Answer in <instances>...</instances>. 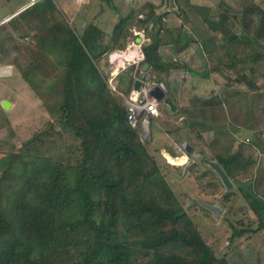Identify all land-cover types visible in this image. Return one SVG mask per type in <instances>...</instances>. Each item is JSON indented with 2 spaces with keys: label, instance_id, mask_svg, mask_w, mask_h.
<instances>
[{
  "label": "trees",
  "instance_id": "1",
  "mask_svg": "<svg viewBox=\"0 0 264 264\" xmlns=\"http://www.w3.org/2000/svg\"><path fill=\"white\" fill-rule=\"evenodd\" d=\"M232 3L221 1L213 19L209 5L186 1L177 8L182 19L177 27L164 21L166 12L155 13L156 7L148 4L142 19L137 18L139 11L118 16L108 32L95 18L72 25L54 0H36L0 25L1 47L12 57L6 63L17 68L47 115L44 125L17 149L0 150V264H233L201 234L166 178V170L176 166L160 162L149 151L139 124L129 123L124 99L111 90L103 70L108 54L124 49L134 20L144 26L147 38L141 47L143 59L121 69L117 80L124 74L133 84L147 62L145 75L164 83L163 73L189 65L165 60L159 48L171 44L179 53L189 40L201 41L207 54L211 46L218 51L211 71L224 74L220 66L235 71L238 64L263 63L264 6L255 0ZM186 8L196 17L191 19ZM239 42L249 49L237 51L233 45ZM249 71L255 69L250 66ZM225 78L227 86L243 81L249 89L257 88L242 71ZM170 94L168 90L166 96ZM223 103L221 94L201 98L192 93L187 105L174 104L185 120L192 119L189 129H195L196 114ZM188 143L190 158L195 144ZM232 147L231 141L208 157L221 166L232 188L218 202L201 196L221 209L220 216L232 228L230 241L264 228V200L253 187L241 196L257 225L238 228L227 215L230 208L224 203L234 182L241 190L239 176L254 163L242 146L235 151ZM170 153L176 156L174 150ZM200 154L201 159L185 166L182 178H193L205 194L225 189L204 162L203 151ZM201 165L206 170L201 171ZM205 177L211 180L203 184ZM198 205L194 200L193 209Z\"/></svg>",
  "mask_w": 264,
  "mask_h": 264
},
{
  "label": "rangeland",
  "instance_id": "2",
  "mask_svg": "<svg viewBox=\"0 0 264 264\" xmlns=\"http://www.w3.org/2000/svg\"><path fill=\"white\" fill-rule=\"evenodd\" d=\"M54 1L63 11L65 18L70 24L80 26L78 21H80V24L82 23L79 18H85L86 21L95 18V24L104 25L106 27L105 30L108 32L118 19V16L139 11L137 18L142 19L149 10L148 4L158 7V13L166 12V23L174 27L179 26L182 20L177 14V8L180 5L183 7L186 1L199 5L208 4L211 7V17L213 19H216L219 14L221 1L233 5V0H88L82 5H78L75 0ZM255 1L264 6V0ZM24 3L25 5H30L28 0H0V21H6L13 15L12 12ZM185 10L191 19L196 17L191 9L186 8ZM140 14L142 17L139 16ZM134 23L137 30L144 31V26L136 24V20H134ZM146 25L148 29L151 27L149 22ZM190 26V24H186L187 28ZM133 29L132 27V35ZM236 30L239 32L238 27ZM132 35L129 37H132ZM233 47L241 52L249 49L248 45L243 42L236 43ZM4 48L1 47L0 43L1 64L7 62L5 60H9L11 57V54ZM214 49L211 46L210 54L205 52L206 55L204 54L201 61L195 62L194 60H188L190 58L185 59L193 71L202 72L200 76L193 75V79H190V74L188 75L183 70H179L165 72L162 78L172 91L170 96L177 106H180V104L187 105L188 96L192 93L201 98L221 94L224 98V103L213 108H205L203 112L196 114L194 117L196 121L195 129H189L188 124L192 119L188 118L185 120L186 116L181 115V113L178 114L177 110L171 112L168 106L161 101L159 102L160 114L150 119L148 124L150 137L145 139V141L149 151L155 154L160 162H163L162 160L164 159V162L176 166V168L166 170V178L178 198L190 209L192 220L201 234L210 245L217 248V253L225 252L233 264H264V228L256 233L249 234L248 237L246 235L230 241L229 236L232 233V228L228 225V220L223 219L220 216L221 213L219 216H215L209 212L202 204L207 203L208 200L201 197L212 196L214 199L216 198L217 202L221 201L222 194L226 191V188L220 187L210 194H205L201 190L200 185L198 186L194 182L193 178L188 181L181 176L185 166L199 159L200 151H203V155L206 156L205 160L222 150L231 141L233 142V151L237 150L238 146H242L246 155L252 156L254 163L246 175L239 176L241 179V184L239 183V185H242L241 190L237 189L238 182H234L231 198L224 203V206L225 209L229 210L230 208L227 215L235 227L240 228L248 225L255 227L257 225L255 214L242 199L241 195L253 187L256 194L264 200V62L238 64V70L236 69L235 71H230L220 66L221 71L224 72L222 74L210 69V66L217 62L215 54L218 51ZM213 52L215 53L213 54ZM118 63L122 64L119 61ZM207 64L209 67L205 69L206 75L205 72L203 73V68H206ZM115 66L112 65L114 68ZM250 66L255 69L254 73L249 71ZM112 67L110 68L109 65L103 67L108 77V72L113 69ZM241 71L254 81L257 87L255 90L249 89L248 85L243 81L235 82L229 86L226 85V76L235 78ZM183 75H188V78H183ZM118 80L120 81L118 85L119 91L129 96L132 83H129V79L124 74H121ZM0 83L8 87L12 84L16 90H12V94L9 97L14 100L17 97V105L13 109L12 114L10 113L8 117L6 115L7 120L4 119L2 112V115H0V150L17 149L23 139L44 125L47 115L42 108L40 100L19 76L16 67H14L13 77H0ZM9 122L14 123V126L10 125ZM198 131L201 132V138L197 136ZM188 140L195 144V150L190 155V158L187 155L188 158H185L187 160L186 163H184L183 157L174 158V156H170V150L174 149L175 143H188ZM157 149L159 153H156ZM199 167L201 171L206 170L204 165ZM202 180L204 184L211 178L205 177ZM191 199L199 202V205L194 209L192 206L194 200Z\"/></svg>",
  "mask_w": 264,
  "mask_h": 264
},
{
  "label": "built area",
  "instance_id": "3",
  "mask_svg": "<svg viewBox=\"0 0 264 264\" xmlns=\"http://www.w3.org/2000/svg\"><path fill=\"white\" fill-rule=\"evenodd\" d=\"M28 1L29 4H31L36 0ZM87 1L88 0H75L78 5H82ZM6 21L1 20L0 25ZM137 38H139V41H137ZM146 42L147 38L145 36L144 31L133 29V35L125 41L124 49L111 52L110 54H108L107 57V62L110 68L112 67V65H116L115 68L112 67L113 69L108 72L109 87L112 91H114L124 99L125 106L128 111L127 119L132 126H137L139 124V136L142 140H145L150 137V133L148 131V124L150 119L153 117H157L160 114L159 102L156 100L155 97L150 96L151 90L154 88V86L158 85L159 83L148 78L144 73V75L140 77L141 86L139 90L136 91L132 87L128 96L117 89L118 80L116 77L121 69H125L130 64H138V62L143 58L141 47ZM131 50H136L138 55L134 57H129L128 54ZM119 58L123 60L122 64L118 63ZM11 71V65L1 66L0 76H9L11 75ZM137 78H139V75L135 79ZM173 150L176 154L174 158L183 157L184 163H186V159L188 158V156L185 152L184 146L181 143H175Z\"/></svg>",
  "mask_w": 264,
  "mask_h": 264
},
{
  "label": "crops",
  "instance_id": "4",
  "mask_svg": "<svg viewBox=\"0 0 264 264\" xmlns=\"http://www.w3.org/2000/svg\"><path fill=\"white\" fill-rule=\"evenodd\" d=\"M27 6L28 5H25V3L24 4H21L19 7H17V10H15L13 12H17V11L20 12L21 10L25 9ZM158 10H159L158 7H156L155 8V13H158ZM13 12H12V14H14ZM210 14H212V11L210 12ZM139 16L142 17L141 14ZM4 17H6V16H4ZM4 17H2V18H4ZM79 19L81 20L82 25H85L88 21H90V20L86 21L85 18H79ZM94 21H96V20H94ZM164 21L166 22V18H164ZM78 25H81L80 24V21H78ZM167 25L170 26L168 23H167ZM171 26H173V25H171ZM133 28L135 30H137L135 27H133ZM189 41L190 42L187 45V47L183 48L179 53H175L174 47L171 44L162 45L159 48V51H160L161 55L163 56V58L165 60L178 59V60H181L182 61V59H184L183 61L186 62L187 60H185V59L186 58L187 59L190 58L188 60H194L195 62L201 61L203 59L202 57L204 56V54L206 55V53H205L206 51L203 49V47L201 45V41H198V42H193L191 40H189ZM194 51L196 52V54H195ZM129 54H131V57H134V56H137L138 55L136 50L129 51ZM186 63H188V62H186ZM6 65H11V67H12L11 75H9V76H0V77H11V76L13 77V74H14V65H12L10 63H6V62L5 63H2V64L0 63V67L1 66H6ZM208 67H209V65L207 64L206 68L205 67L203 68V73L204 72L206 73V70L205 69H207ZM183 71L186 72L188 75L190 74V76H189L190 79H193V77L196 76V75H199L200 76L201 73H202V72H195V71H193V69L191 68V66H189V69H186V70H183ZM163 74L161 75L162 77H163ZM188 75H183V78L184 77H185V79L188 78ZM206 75H207V73H206ZM19 76H20V74H19ZM166 88H167V90L171 91L168 88V86ZM12 90H16L12 84H11L10 87H8V86H5V84L0 83V115H2L1 114V112H2L3 115H4L3 117L6 120H7L8 115L10 113L12 114L13 109L17 105V102H16L17 97H15L16 98L15 100L14 99H10V97H9L12 94ZM185 94H186V92H185ZM5 101L9 102L8 108H4L3 105H2V103L5 102ZM6 115H7V117H6ZM4 123H6V122L4 121ZM9 123H10V125L14 126V123H11V122H9Z\"/></svg>",
  "mask_w": 264,
  "mask_h": 264
},
{
  "label": "water",
  "instance_id": "5",
  "mask_svg": "<svg viewBox=\"0 0 264 264\" xmlns=\"http://www.w3.org/2000/svg\"><path fill=\"white\" fill-rule=\"evenodd\" d=\"M18 13V12H16ZM16 13H14L13 15H11L8 19H10L12 16H14ZM7 19V20H8ZM137 41H139V38H137ZM149 68V63H144L143 66L141 67V71L139 73V78L135 79L133 81V89L138 91L140 86H141V79L140 77H142L144 75V73H146L148 71ZM167 88L164 85V83H159L158 85L154 86V88L151 90L150 92V96L155 97L156 100L158 102H163L166 106H168V108L170 109L171 112H175L177 110L175 104L173 103V101L171 100L170 97L166 96L167 93ZM4 108H8L9 102L5 101L2 103ZM184 146L185 152L188 154L191 151V145L187 142H182L181 143ZM201 155L198 157L199 159H201ZM205 163H207L220 177L223 185L225 186L226 190H229L232 188V183L229 180V178L227 177V175L225 174V172L223 171V169L221 168V166L216 162V161H211L208 159L204 160ZM207 209H209L215 216H219L221 213V209L218 206L215 205H211V204H207V203H202Z\"/></svg>",
  "mask_w": 264,
  "mask_h": 264
},
{
  "label": "bare ground",
  "instance_id": "6",
  "mask_svg": "<svg viewBox=\"0 0 264 264\" xmlns=\"http://www.w3.org/2000/svg\"><path fill=\"white\" fill-rule=\"evenodd\" d=\"M128 56L131 57V55H128ZM118 61H119L120 63H123V60H122L121 58H119Z\"/></svg>",
  "mask_w": 264,
  "mask_h": 264
},
{
  "label": "clouds",
  "instance_id": "7",
  "mask_svg": "<svg viewBox=\"0 0 264 264\" xmlns=\"http://www.w3.org/2000/svg\"><path fill=\"white\" fill-rule=\"evenodd\" d=\"M141 51H142V50H141ZM142 54H143V53H142ZM142 59H143V58H142ZM142 59H141V60H142ZM186 154H187V153H186Z\"/></svg>",
  "mask_w": 264,
  "mask_h": 264
}]
</instances>
